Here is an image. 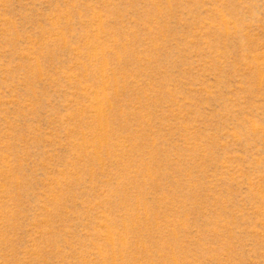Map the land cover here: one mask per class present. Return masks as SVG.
I'll use <instances>...</instances> for the list:
<instances>
[{"label":"rangeland","instance_id":"obj_1","mask_svg":"<svg viewBox=\"0 0 264 264\" xmlns=\"http://www.w3.org/2000/svg\"><path fill=\"white\" fill-rule=\"evenodd\" d=\"M0 264H264V0H0Z\"/></svg>","mask_w":264,"mask_h":264}]
</instances>
